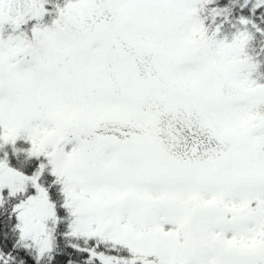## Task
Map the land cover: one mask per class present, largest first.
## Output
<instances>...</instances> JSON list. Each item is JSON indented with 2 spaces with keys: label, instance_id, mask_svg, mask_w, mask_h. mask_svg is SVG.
Returning <instances> with one entry per match:
<instances>
[{
  "label": "snow or ice",
  "instance_id": "snow-or-ice-1",
  "mask_svg": "<svg viewBox=\"0 0 264 264\" xmlns=\"http://www.w3.org/2000/svg\"><path fill=\"white\" fill-rule=\"evenodd\" d=\"M0 264H264V0H0Z\"/></svg>",
  "mask_w": 264,
  "mask_h": 264
}]
</instances>
